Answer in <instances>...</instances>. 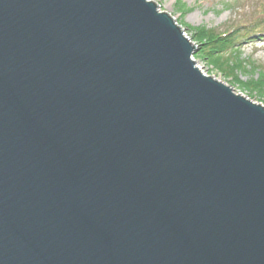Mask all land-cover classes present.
I'll return each instance as SVG.
<instances>
[{"label":"water","instance_id":"water-1","mask_svg":"<svg viewBox=\"0 0 264 264\" xmlns=\"http://www.w3.org/2000/svg\"><path fill=\"white\" fill-rule=\"evenodd\" d=\"M197 49L147 0H0V264H264V106Z\"/></svg>","mask_w":264,"mask_h":264},{"label":"rangeland","instance_id":"rangeland-1","mask_svg":"<svg viewBox=\"0 0 264 264\" xmlns=\"http://www.w3.org/2000/svg\"><path fill=\"white\" fill-rule=\"evenodd\" d=\"M148 1L155 3L160 12L170 15L193 45H196L192 39L196 28L224 33L241 27L236 49L243 68L235 76H227L205 59L196 57V52L192 59L204 76L212 77L232 87L235 93L264 106V91L253 92L246 87L252 80L264 77V0Z\"/></svg>","mask_w":264,"mask_h":264},{"label":"trees","instance_id":"trees-1","mask_svg":"<svg viewBox=\"0 0 264 264\" xmlns=\"http://www.w3.org/2000/svg\"><path fill=\"white\" fill-rule=\"evenodd\" d=\"M240 28L224 33L215 32L204 27L194 29L192 39L198 45L196 57L205 59L213 67L222 70L227 76H235L236 72L243 68L236 49ZM262 79L264 77L252 80L246 87L253 90V92L263 93L264 81Z\"/></svg>","mask_w":264,"mask_h":264},{"label":"bare ground","instance_id":"bare-ground-1","mask_svg":"<svg viewBox=\"0 0 264 264\" xmlns=\"http://www.w3.org/2000/svg\"><path fill=\"white\" fill-rule=\"evenodd\" d=\"M148 1V0H147ZM157 11L160 12V9L157 7ZM160 13H166V12H160ZM170 16V15H169ZM171 17V16H170ZM172 18V17H171ZM172 20L174 21V19L172 18ZM175 22V21H174ZM177 24V23H176ZM178 26V25H177ZM182 30V29H181ZM184 36L186 37V33L182 30ZM187 38V37H186ZM188 39V38H187Z\"/></svg>","mask_w":264,"mask_h":264}]
</instances>
